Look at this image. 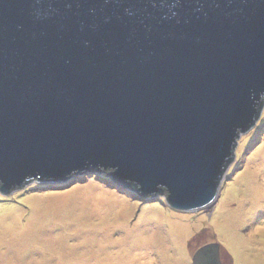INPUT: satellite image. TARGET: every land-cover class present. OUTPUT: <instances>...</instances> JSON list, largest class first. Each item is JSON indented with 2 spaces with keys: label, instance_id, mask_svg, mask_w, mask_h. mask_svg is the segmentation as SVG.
<instances>
[{
  "label": "water",
  "instance_id": "95a60500",
  "mask_svg": "<svg viewBox=\"0 0 264 264\" xmlns=\"http://www.w3.org/2000/svg\"><path fill=\"white\" fill-rule=\"evenodd\" d=\"M263 108L264 0H0L1 194L107 175L208 210Z\"/></svg>",
  "mask_w": 264,
  "mask_h": 264
},
{
  "label": "rangeland",
  "instance_id": "374dc122",
  "mask_svg": "<svg viewBox=\"0 0 264 264\" xmlns=\"http://www.w3.org/2000/svg\"><path fill=\"white\" fill-rule=\"evenodd\" d=\"M239 142L208 210L142 199L107 175L0 193V264H84L98 249L118 256L111 264L129 253L149 264H194L195 251L209 243L220 245L222 264H264V108Z\"/></svg>",
  "mask_w": 264,
  "mask_h": 264
},
{
  "label": "bare ground",
  "instance_id": "6f19581e",
  "mask_svg": "<svg viewBox=\"0 0 264 264\" xmlns=\"http://www.w3.org/2000/svg\"><path fill=\"white\" fill-rule=\"evenodd\" d=\"M71 184H73L72 181H70V182L67 183V185H71ZM263 195H264V193H263ZM99 248L102 249L103 248V245L100 244L99 245ZM99 251L100 250L98 249V251L96 252L97 255H94L91 259H82L80 262H82L84 264H91V263L98 264V262L100 263V260H101L102 263H104V264H106V261L110 262V264H111L112 262L115 263L114 262L115 259L118 258V256L115 253L107 254L104 257L101 253H99ZM100 258H102V259H100ZM123 258L124 259H122L119 262V264H149L147 262V260L138 262L137 255L136 254H133V253H129V254L125 255Z\"/></svg>",
  "mask_w": 264,
  "mask_h": 264
},
{
  "label": "trees",
  "instance_id": "16d2710c",
  "mask_svg": "<svg viewBox=\"0 0 264 264\" xmlns=\"http://www.w3.org/2000/svg\"><path fill=\"white\" fill-rule=\"evenodd\" d=\"M87 176H89V175H87ZM84 178L83 177H80V178H75L73 181H81V180H83ZM99 179H101V177L99 176Z\"/></svg>",
  "mask_w": 264,
  "mask_h": 264
},
{
  "label": "flooded vegetation",
  "instance_id": "af4514ba",
  "mask_svg": "<svg viewBox=\"0 0 264 264\" xmlns=\"http://www.w3.org/2000/svg\"><path fill=\"white\" fill-rule=\"evenodd\" d=\"M199 249H200V248H199ZM199 249H198V250H199ZM196 251H197V250H196ZM196 251H195V252H196Z\"/></svg>",
  "mask_w": 264,
  "mask_h": 264
},
{
  "label": "clouds",
  "instance_id": "9594fccd",
  "mask_svg": "<svg viewBox=\"0 0 264 264\" xmlns=\"http://www.w3.org/2000/svg\"><path fill=\"white\" fill-rule=\"evenodd\" d=\"M73 181V180H72Z\"/></svg>",
  "mask_w": 264,
  "mask_h": 264
}]
</instances>
